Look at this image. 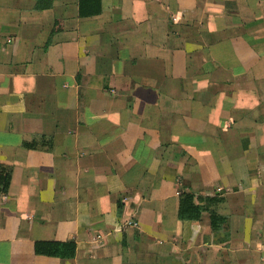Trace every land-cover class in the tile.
I'll list each match as a JSON object with an SVG mask.
<instances>
[{
	"label": "crops",
	"instance_id": "crops-1",
	"mask_svg": "<svg viewBox=\"0 0 264 264\" xmlns=\"http://www.w3.org/2000/svg\"><path fill=\"white\" fill-rule=\"evenodd\" d=\"M0 164V264H264V0H0Z\"/></svg>",
	"mask_w": 264,
	"mask_h": 264
},
{
	"label": "trees",
	"instance_id": "trees-1",
	"mask_svg": "<svg viewBox=\"0 0 264 264\" xmlns=\"http://www.w3.org/2000/svg\"><path fill=\"white\" fill-rule=\"evenodd\" d=\"M10 176L11 167L0 164V192H7ZM222 201L223 199L218 196H195L191 192L183 191L178 196L177 216L181 220H199L203 212H208L211 228L213 231H217L226 218L218 215L213 209L209 208L218 205ZM34 251L36 254L50 257L72 258L75 255L76 245L72 241H38L34 244Z\"/></svg>",
	"mask_w": 264,
	"mask_h": 264
}]
</instances>
